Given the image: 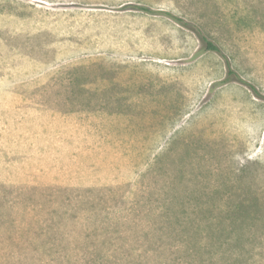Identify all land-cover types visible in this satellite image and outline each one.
<instances>
[{
	"label": "rangeland",
	"instance_id": "rangeland-1",
	"mask_svg": "<svg viewBox=\"0 0 264 264\" xmlns=\"http://www.w3.org/2000/svg\"><path fill=\"white\" fill-rule=\"evenodd\" d=\"M0 264H264V0H0Z\"/></svg>",
	"mask_w": 264,
	"mask_h": 264
},
{
	"label": "trees",
	"instance_id": "trees-1",
	"mask_svg": "<svg viewBox=\"0 0 264 264\" xmlns=\"http://www.w3.org/2000/svg\"><path fill=\"white\" fill-rule=\"evenodd\" d=\"M143 11H148L147 8H143L142 9ZM201 41H202V44H203V49L206 50V51H213V52H216L218 51L217 47L215 45H213L210 41H208L206 38L204 37H201ZM231 71L228 72V77L229 78V75H231ZM219 246L221 247L222 245L224 246L223 243H218ZM211 248H213V245H211ZM213 254V253H212ZM211 254V255H212Z\"/></svg>",
	"mask_w": 264,
	"mask_h": 264
}]
</instances>
